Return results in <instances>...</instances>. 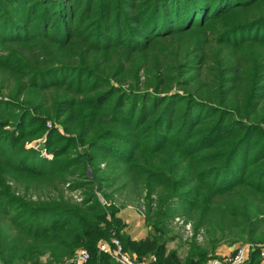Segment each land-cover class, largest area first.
Returning a JSON list of instances; mask_svg holds the SVG:
<instances>
[{"label":"trees","instance_id":"16d2710c","mask_svg":"<svg viewBox=\"0 0 264 264\" xmlns=\"http://www.w3.org/2000/svg\"><path fill=\"white\" fill-rule=\"evenodd\" d=\"M0 71L15 80L0 98V213L14 229L0 225V264L64 263L79 249L117 264L98 248L112 239L139 260L204 264L195 242L184 259L167 249L173 199L195 230L264 243V0H0ZM98 162L162 198L144 238L105 192L31 204L4 177L78 176L70 188H85Z\"/></svg>","mask_w":264,"mask_h":264},{"label":"rangeland","instance_id":"374dc122","mask_svg":"<svg viewBox=\"0 0 264 264\" xmlns=\"http://www.w3.org/2000/svg\"><path fill=\"white\" fill-rule=\"evenodd\" d=\"M14 84L15 80L13 76L0 71V98L12 96L14 94V88L12 87ZM12 88L13 91L11 92ZM23 97L24 96H21L20 99ZM47 126L51 127V124ZM55 128L61 134L64 133L60 125L55 124ZM46 133L43 135L44 138ZM42 138L28 140L26 142V147L39 149V142ZM57 146H59V144H57ZM76 148V150L70 153L83 152L82 146H77ZM51 155L52 153H47L46 150L41 151V156L48 159H50ZM1 162L3 161L0 158V163ZM98 164L100 163L98 162ZM99 167L100 170L94 172L91 168L87 169L86 175L88 177L87 179L91 181V185L85 188H70L68 181H76L79 179L78 176H68L62 183L41 180L40 178H34V181L27 182L25 178L18 176L16 171H14L15 173L11 171V173L5 174L4 177L7 179L6 181H8L10 191L13 192L15 196L24 197L25 200L31 204L58 200L60 195H63L65 200H69L73 203H80L86 197L85 194L87 192L94 193L95 196L104 202L102 192H105L110 195L111 202L119 208L118 216L125 223L124 231L133 235L135 239L145 237V235L152 231V226L148 224L146 220L148 207L152 209L151 215L153 216L162 198H158L157 194L149 196L145 188L141 184L139 186L135 178L132 177L131 180L121 168L112 170V168H108L102 163ZM14 174H16L15 178H13ZM108 177H110L108 181H104ZM1 199L3 198H0V201ZM167 211L170 216L166 218L167 220L165 221V233L167 235L166 246L167 249H175L181 259H184L187 255L189 244L194 242L201 248H207L205 250L208 252V257L204 264L233 253L235 249L241 246H247L249 249H252L248 257L249 261L254 248L260 249L262 245H264V243L253 244L245 242V240L237 239L235 236H226L223 238L208 233L206 228L204 230L202 227L195 230L191 214H189V216L183 214V205L176 199H173V203L170 202L169 206H167ZM10 215H13V212L10 213ZM0 216L4 218V220L0 222L2 232L9 236L12 235L14 229L11 221H9V216L5 214L2 215L1 213ZM152 256L154 255H148L144 259H149ZM134 257L137 258L136 256ZM257 260L258 264H261L259 255ZM62 263L63 262H59L56 264Z\"/></svg>","mask_w":264,"mask_h":264},{"label":"built area","instance_id":"2783aa9c","mask_svg":"<svg viewBox=\"0 0 264 264\" xmlns=\"http://www.w3.org/2000/svg\"><path fill=\"white\" fill-rule=\"evenodd\" d=\"M98 248L101 252L109 255L117 264H156L154 256L149 259H137L132 254L123 250L122 245L117 239L111 242L100 241ZM252 249L247 246H241L235 249L233 253L222 256L218 259L209 261L207 264H247L249 253ZM261 264H264V245L259 249ZM62 264H92L90 263V254L86 249H79L75 252L70 261ZM98 264V263H97Z\"/></svg>","mask_w":264,"mask_h":264},{"label":"crops","instance_id":"0c3cea01","mask_svg":"<svg viewBox=\"0 0 264 264\" xmlns=\"http://www.w3.org/2000/svg\"><path fill=\"white\" fill-rule=\"evenodd\" d=\"M145 236H146V235H145ZM131 237L134 238L133 235H131ZM143 238H144V237H143ZM134 239H135V238H134Z\"/></svg>","mask_w":264,"mask_h":264}]
</instances>
